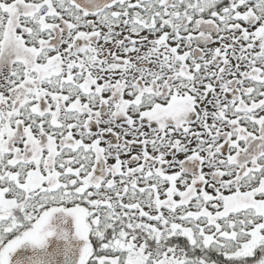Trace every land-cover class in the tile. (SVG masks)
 Listing matches in <instances>:
<instances>
[{
	"label": "snow or ice",
	"instance_id": "6c2138e0",
	"mask_svg": "<svg viewBox=\"0 0 264 264\" xmlns=\"http://www.w3.org/2000/svg\"><path fill=\"white\" fill-rule=\"evenodd\" d=\"M0 264H264V0H0Z\"/></svg>",
	"mask_w": 264,
	"mask_h": 264
}]
</instances>
